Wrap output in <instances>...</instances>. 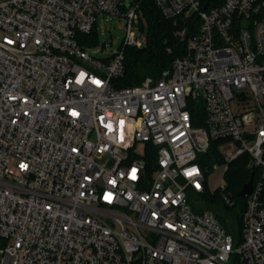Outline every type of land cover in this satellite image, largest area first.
Segmentation results:
<instances>
[{"label": "built area", "instance_id": "2783aa9c", "mask_svg": "<svg viewBox=\"0 0 264 264\" xmlns=\"http://www.w3.org/2000/svg\"><path fill=\"white\" fill-rule=\"evenodd\" d=\"M126 1L0 0V264H264V0H152L185 54L118 88L142 47L144 0ZM98 15L127 22L109 60L79 40ZM243 155L236 235L200 197Z\"/></svg>", "mask_w": 264, "mask_h": 264}, {"label": "trees", "instance_id": "16d2710c", "mask_svg": "<svg viewBox=\"0 0 264 264\" xmlns=\"http://www.w3.org/2000/svg\"><path fill=\"white\" fill-rule=\"evenodd\" d=\"M226 0H204L203 8L207 9L219 7ZM209 3V4H208ZM208 4V6H207ZM143 17L148 24V45L146 48L126 47L124 75L115 80L116 87H133L142 83L146 77L159 78L165 70L171 69L174 61L185 54L184 42L177 35L178 31L185 27V21L182 19L168 20L164 18L152 0H144L141 4ZM195 17L196 24L190 29L196 30L198 27V18ZM180 21V22H179ZM144 30V25L141 23ZM96 29L89 35L81 34L80 43L85 47H90L95 43ZM220 141L212 143L210 151L207 154L208 164L222 163L218 152ZM257 177V170L248 167V156L243 155L229 165L225 173L226 186L223 191L216 192L213 195L208 192L201 195L203 205L211 208L222 224L232 233L240 234L242 226V217L246 209V198L239 195L243 186L248 183L252 174ZM225 197H229L235 202L234 206L226 203ZM264 201V191L262 195ZM203 209H205L203 207Z\"/></svg>", "mask_w": 264, "mask_h": 264}, {"label": "rangeland", "instance_id": "374dc122", "mask_svg": "<svg viewBox=\"0 0 264 264\" xmlns=\"http://www.w3.org/2000/svg\"><path fill=\"white\" fill-rule=\"evenodd\" d=\"M134 0H127V4L130 5ZM180 22V21H179ZM183 22V20H181ZM144 25V30L140 24ZM140 24H135L133 32L139 42L142 43L141 48H146L148 45V24L144 17H142ZM127 22L125 20L119 21V19L112 16L98 15L96 26V41L92 43L90 47H87L88 53L101 60H109L114 53L120 51L124 45V40L127 34ZM144 148L143 144H138L137 152L142 153ZM107 158L100 160L102 164L107 163ZM226 185V180L222 170L214 172L208 179V194L213 195L219 192L221 188ZM206 210H212L207 205H203ZM1 259V254H0Z\"/></svg>", "mask_w": 264, "mask_h": 264}, {"label": "water", "instance_id": "95a60500", "mask_svg": "<svg viewBox=\"0 0 264 264\" xmlns=\"http://www.w3.org/2000/svg\"><path fill=\"white\" fill-rule=\"evenodd\" d=\"M210 1L211 0H209V2ZM252 186H253V174H252V178L250 179V181L243 186L239 195L241 197H246L247 195H249L252 192Z\"/></svg>", "mask_w": 264, "mask_h": 264}, {"label": "snow or ice", "instance_id": "6c2138e0", "mask_svg": "<svg viewBox=\"0 0 264 264\" xmlns=\"http://www.w3.org/2000/svg\"><path fill=\"white\" fill-rule=\"evenodd\" d=\"M75 114V113H74ZM22 167H23V165H22ZM133 175H134V172H133Z\"/></svg>", "mask_w": 264, "mask_h": 264}]
</instances>
